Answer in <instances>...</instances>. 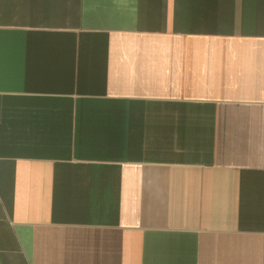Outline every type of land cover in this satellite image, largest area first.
Returning a JSON list of instances; mask_svg holds the SVG:
<instances>
[{
  "label": "crops",
  "instance_id": "crops-1",
  "mask_svg": "<svg viewBox=\"0 0 264 264\" xmlns=\"http://www.w3.org/2000/svg\"><path fill=\"white\" fill-rule=\"evenodd\" d=\"M0 264H264V0H0Z\"/></svg>",
  "mask_w": 264,
  "mask_h": 264
}]
</instances>
